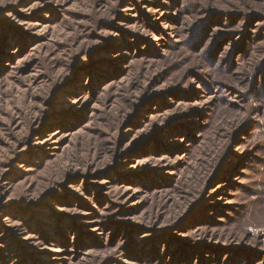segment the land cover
I'll use <instances>...</instances> for the list:
<instances>
[{"label": "rangeland", "instance_id": "1", "mask_svg": "<svg viewBox=\"0 0 264 264\" xmlns=\"http://www.w3.org/2000/svg\"><path fill=\"white\" fill-rule=\"evenodd\" d=\"M0 264H264V0H0Z\"/></svg>", "mask_w": 264, "mask_h": 264}]
</instances>
